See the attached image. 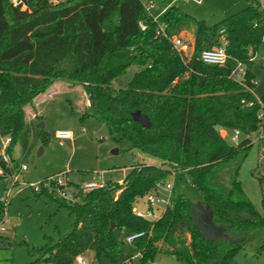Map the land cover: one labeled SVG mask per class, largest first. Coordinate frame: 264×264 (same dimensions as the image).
I'll use <instances>...</instances> for the list:
<instances>
[{"label":"trees","instance_id":"16d2710c","mask_svg":"<svg viewBox=\"0 0 264 264\" xmlns=\"http://www.w3.org/2000/svg\"><path fill=\"white\" fill-rule=\"evenodd\" d=\"M241 1V10L211 25L175 5L157 20L142 0H0V138L12 137L6 150L11 165L2 163L0 179L21 170L14 151L27 108L59 78L86 87L93 112L83 117L104 121L115 142L127 140L162 159L159 165L137 162L123 182L81 191L74 201L58 198L75 216L73 228L59 238L48 236L40 247L23 242L30 264H74L89 251L98 264H125L120 230L145 232L132 244L142 261L167 254L183 264H231L248 239L264 231V213L238 180L239 164L231 178L226 172L248 154L250 136L259 132L260 156L252 173L264 183V125L258 118L264 95L255 96L251 72L264 46V0ZM161 25L166 35L157 34ZM183 31L193 41L187 59L171 41ZM222 38L229 41L228 65L203 63L201 52ZM237 61L246 67L242 78L231 76ZM133 66L140 69L113 88V80ZM137 110L150 117L151 127L134 120ZM219 127L239 130L245 138L233 145ZM41 138L47 140L45 134ZM180 171L201 193V205L172 195L157 219L136 216L135 201ZM47 182L34 191L54 198L57 183L49 189ZM6 209L7 199L0 198V221ZM263 253L264 241L255 249Z\"/></svg>","mask_w":264,"mask_h":264},{"label":"rangeland","instance_id":"374dc122","mask_svg":"<svg viewBox=\"0 0 264 264\" xmlns=\"http://www.w3.org/2000/svg\"><path fill=\"white\" fill-rule=\"evenodd\" d=\"M12 1L17 3V0ZM153 2L155 8L151 9V14L157 20L163 17L170 6L175 5L211 25L245 6L241 0H153ZM181 34L191 37L185 31ZM235 66L232 64V67ZM139 69V66L129 68L125 75L113 80L111 86L115 89L124 86ZM251 72L256 80L253 92L260 99L264 95V46L257 53ZM54 87L56 89L53 88L49 90L50 92L47 89L37 96L38 117L29 119L18 137L14 156L20 165L22 163L27 165V170L19 169L16 175H11L5 180L0 179V198L7 199L5 218L0 221V264H30L33 258L23 242L40 247L46 243L48 236L59 238L72 230L75 216L57 200L69 199L60 197L57 191L54 198L34 191V187L47 178L53 175L57 178L58 174H62L65 183L63 187L67 195L73 197L77 193L80 194L83 191L82 187L87 183L123 182L137 162L155 165L162 163V159L133 148L127 140L115 142L104 121L90 116L83 117L85 112H93L92 108L86 105L88 94L84 85L59 78ZM60 128H69L67 130L74 133L73 143L62 142L56 138V131ZM219 131L229 143L237 144L232 139L233 130L219 127ZM42 134L47 137L45 142L41 138ZM259 136V132L250 136L253 145L248 154L235 161L226 172L227 179L231 178L236 165L239 164L237 177L244 192L255 207L264 213V183L261 184L252 173L260 156ZM244 138L245 136L240 134L238 142ZM167 182L174 185L171 192L173 196L184 194L201 205L203 201L201 193L186 172L170 174ZM168 196L169 191L163 186L158 197L167 199ZM77 201H82L81 196L77 197ZM141 207L145 209L144 201ZM166 208L165 202L159 203L155 207L153 219L161 216ZM116 233L122 242L125 257L136 255L138 253L136 248L126 242L129 232L120 230ZM263 241L264 231H256L231 264H264V253L255 254V249ZM91 252L83 254V257L87 258L90 264H98ZM106 264L111 263L106 261ZM133 264L183 263L172 255L160 254L154 260L146 261H142L139 256Z\"/></svg>","mask_w":264,"mask_h":264},{"label":"built area","instance_id":"2783aa9c","mask_svg":"<svg viewBox=\"0 0 264 264\" xmlns=\"http://www.w3.org/2000/svg\"><path fill=\"white\" fill-rule=\"evenodd\" d=\"M142 1L144 3L145 7L147 8V10H149L150 12H151V9L155 8V4H154L153 0H142ZM197 1H202V0H197ZM140 26L143 29L145 28V25L143 23H140ZM221 33L222 34L224 33V29L221 30ZM157 34L158 35H166L164 25H161L159 27V29L157 30ZM171 41H172L174 49L180 53V55L182 56L183 59H187V58L191 57V55L193 54V41H192L191 37H187L186 34L185 35L178 34V35L173 36L171 38ZM228 44H229L228 39L222 38L220 43H218L216 46L204 49L201 52V54L199 55V59L203 63L209 64V65H216V66L228 65V61H229V55L227 53ZM235 65L236 66L232 68L231 76L234 78H242L243 76H245V74H246L245 65L241 62H238V61L236 62ZM254 82L256 83V80H254ZM260 103L262 104V108L260 109V111L258 113V118H259L261 124L264 125V104L261 101H260ZM252 104H253V102L249 103V105H252ZM240 134L241 133L239 130H235L234 135L232 136V139L237 143L239 141ZM55 136L57 139H59L63 142L65 140L72 139L74 137V133L70 130H67V129H61V130L56 131ZM11 141H12V137H10V136L0 138V174H4V169H3L2 163H5L7 165H11L10 156L6 152L7 147L9 146ZM21 170H27V165L22 163L21 164ZM55 177L56 176H54V175L49 177L48 182L46 183V186L49 189H51V182L57 181V188H56L57 194L60 197L68 198L69 201H74L75 195L73 197L68 196L66 190L64 188L60 187V185H65L64 180L62 178L64 176L62 174H58L57 178H55ZM102 185H103V183L91 182V183L85 184L82 188H83V191L86 192V191H90L94 188H98ZM163 186L165 187V189L167 191H169V196L167 199H161L158 197L159 191ZM40 189H41L40 184L34 187L35 191H40ZM173 189H174L173 183H170L167 181L158 183L156 185V187L150 193H148L146 196L139 198L135 201V203L133 205V212L138 217L149 219V220H154L153 219V217L155 215L154 210H155V207L159 203L165 202L167 204V206H169L171 204V200H172L171 192ZM142 201H144V203L146 205L145 209H143L141 207ZM144 235H145L144 231L129 232V234L126 237V242H128L129 244H133V242L135 240L143 237ZM139 256L141 257L140 252H138L136 255L128 256L125 259V264H133V261ZM76 262L78 264H90L83 257V255L77 256Z\"/></svg>","mask_w":264,"mask_h":264},{"label":"crops","instance_id":"0c3cea01","mask_svg":"<svg viewBox=\"0 0 264 264\" xmlns=\"http://www.w3.org/2000/svg\"><path fill=\"white\" fill-rule=\"evenodd\" d=\"M59 1H64V0H54V2H59ZM57 85V80H55L54 81V83L48 88V91L49 90H51V89H56L54 86H56ZM50 92V91H49ZM39 97V96H38ZM38 97H36V98H38ZM35 98V99H36ZM36 102H37V99H36V101H33V104L32 105H30L28 108H27V121L29 120V119H31V118H35V117H37L36 115H38L37 114V107H36ZM86 105H88V106H90V101H89V97H88V95H87V97H86ZM36 109V110H35ZM61 129H69V128H60V129H58V130H61ZM57 130V131H58ZM224 136V135H223ZM74 140H75V137H73L72 139H68V140H65V141H63V142H70V143H73L74 142ZM91 252V251H90ZM92 253V252H91ZM93 255H94V253H92ZM86 260H87V258H85ZM88 261V260H87Z\"/></svg>","mask_w":264,"mask_h":264},{"label":"water","instance_id":"95a60500","mask_svg":"<svg viewBox=\"0 0 264 264\" xmlns=\"http://www.w3.org/2000/svg\"><path fill=\"white\" fill-rule=\"evenodd\" d=\"M134 120L137 121L138 123H140L143 127H151V125H152L150 117L148 115L144 114L143 112H141L140 110H137L134 113ZM42 126H43V124H42ZM42 152H43V148L40 149V153H42ZM113 226H114V224L112 223V227Z\"/></svg>","mask_w":264,"mask_h":264}]
</instances>
